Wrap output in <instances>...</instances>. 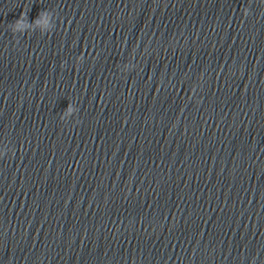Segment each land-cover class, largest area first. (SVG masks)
<instances>
[{
	"label": "clouds",
	"instance_id": "obj_1",
	"mask_svg": "<svg viewBox=\"0 0 264 264\" xmlns=\"http://www.w3.org/2000/svg\"><path fill=\"white\" fill-rule=\"evenodd\" d=\"M25 15H26L25 13H22V14H21V17L23 18ZM15 23H16V24H19L20 21L18 20V21H16Z\"/></svg>",
	"mask_w": 264,
	"mask_h": 264
}]
</instances>
